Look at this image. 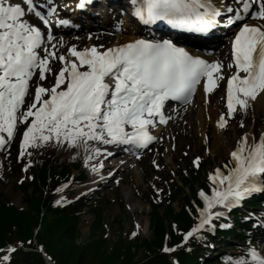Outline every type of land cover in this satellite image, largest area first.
<instances>
[{
	"label": "rangeland",
	"instance_id": "1",
	"mask_svg": "<svg viewBox=\"0 0 264 264\" xmlns=\"http://www.w3.org/2000/svg\"><path fill=\"white\" fill-rule=\"evenodd\" d=\"M261 23L264 24V20ZM123 35L127 36L126 32H122L119 37H125ZM102 41L103 44H110L113 38L105 40L103 38ZM59 46L60 43L50 52L52 56L50 72L33 83L24 105L0 100V123L5 126L13 124L14 129L10 131L11 141H15L17 147L21 142L20 144L26 149L25 152L44 150L53 160L79 162L78 169H72V176L76 177L82 172L86 177L82 182H75L69 186L71 194L65 200L73 202L75 198L85 194V199L90 200L92 206L102 210V229L111 240L119 235L131 239L151 237L149 223L151 207L148 199L157 194L158 187L165 182L167 174L173 176L176 183L183 187L184 194L189 195V189L182 184L181 174L189 175L188 170L194 161L201 159L204 166L203 177L207 178L226 158L234 161L232 157L235 151L243 155L248 147L247 142L252 141L254 146L259 147L262 141L259 138L264 137V105L256 109L252 102L239 105L231 101L229 94L225 91L228 80L222 78L219 80L217 76H213L210 82L217 86V90L210 95L209 101L203 95L204 93L198 94L192 106L184 109L181 117L173 116L170 125L162 130L160 138L138 160L114 167L111 159L116 160L115 157L109 158L108 162L111 163L108 166L110 169H116L114 175L116 178L107 183H100L103 177L96 174L106 165V162L101 160L102 154H99L101 148H104L105 141L85 139L89 135H94V128L81 131L79 129H82L83 125L78 121L61 126L56 121L57 124L47 126L46 121L42 123L43 117L35 116L33 113L34 100L38 99L39 103L41 101L39 98L45 97L51 91L53 73L55 68L60 66V59L67 60L75 56L67 46L64 47L62 55H59ZM99 48L101 49L102 45ZM252 94H254L253 91H250L247 96ZM191 110V117L186 119L185 112ZM216 115L223 117L226 124L223 130L219 128L223 131L220 139L216 136ZM2 133L1 139L7 140L8 130ZM107 147H109L108 144L105 145V148ZM258 154L260 160H264V155L260 152ZM22 163L12 162L5 151L0 153V200L7 201L18 209L27 207L24 193L17 187L24 176ZM104 169L105 172L108 171L107 168ZM235 170L233 163L230 175H220L222 190L217 200L229 197V187L231 190L243 191L255 181L256 177L251 176L253 172H256L254 166L250 173L241 177H235ZM196 189L198 190L197 186ZM182 196H178L172 203L175 211H178L183 204ZM162 211L161 208L160 212ZM79 213L81 219L77 228L81 232V238H77L76 241L83 242L87 241L91 234L95 213L89 210L88 206L80 207ZM228 240L233 239L230 237ZM142 252V249H139L137 257L142 256ZM228 252L233 255L238 254V257L230 258L227 264H252L250 263L252 253L243 255L242 251L237 252L231 247L228 248ZM18 256L19 252H16L12 258Z\"/></svg>",
	"mask_w": 264,
	"mask_h": 264
},
{
	"label": "trees",
	"instance_id": "2",
	"mask_svg": "<svg viewBox=\"0 0 264 264\" xmlns=\"http://www.w3.org/2000/svg\"><path fill=\"white\" fill-rule=\"evenodd\" d=\"M203 167L202 162L198 167H191L189 175L181 174L182 184L189 189V195L184 194L183 187L170 174L166 175V183L159 188L160 198L149 200L151 237L131 239L119 235L111 240L102 229V210L92 206L90 201H85L84 197L68 204L57 201L60 185L69 180L72 168L77 169L78 162L53 160L44 151L32 152L27 160L26 176L17 185L24 193L27 207L18 209L0 200V248L14 241L20 243L13 247L19 256L2 264H45L37 248L42 249L53 264H198L197 258L211 241L225 244L222 236L241 237L235 230H220L219 222L214 219V235L205 226L182 244L184 232L194 225L199 215L193 205V200L200 204L196 186L206 192L215 187L203 177ZM83 178L85 175L80 173L76 179ZM180 195H183V204L175 211L172 203ZM84 206L95 213V221L88 240L77 242V238H81L77 228L81 219L79 209ZM234 218L237 220V213ZM237 225L241 224L237 222ZM22 246L32 250L24 251ZM186 246L189 249H185ZM170 247L173 251L166 253L165 249ZM139 249L143 252L137 257ZM171 257L176 261L172 262ZM208 264H216V261Z\"/></svg>",
	"mask_w": 264,
	"mask_h": 264
},
{
	"label": "bare ground",
	"instance_id": "3",
	"mask_svg": "<svg viewBox=\"0 0 264 264\" xmlns=\"http://www.w3.org/2000/svg\"><path fill=\"white\" fill-rule=\"evenodd\" d=\"M223 1L227 2V4L231 3L232 5H235V6H237L239 4V2H240V1H235V2L232 3L233 0H217L216 3H214V5L220 7L221 9L219 10V12H222V13L225 12L224 9H226V8L223 7V3H221ZM230 21H231V17L229 18L228 22H230ZM261 27L263 28V35L252 46V55L255 56V57H257L258 64L260 63V59L263 58V67H264V25H261ZM108 36H110V35H108ZM129 37L131 38L132 36H129ZM60 38H61L62 41H64V44L65 43L69 44L70 42L73 41V38H69V36H62ZM105 39L106 38H104V40ZM100 40H102V39H99V41ZM88 41L91 42L92 41V38H89ZM99 41H94L93 40L92 43H95V44L93 46H91V47L87 46V48H86L85 51L86 52L88 51V55L92 51H94V53L95 52L97 53V52H100V51L103 50V49H100L99 48L100 45H101V43ZM115 42H116L117 45L124 43L121 38L117 39ZM89 44H91V43H89ZM96 53L92 56L93 57V63H97L99 65L101 63L102 59L101 58L98 59ZM199 54L201 55L203 53L199 52ZM220 54H221L220 55L221 57L222 56H225L226 57L227 54H228L227 53V49L225 47H222L221 48V51H220ZM221 62H225V61H221ZM70 64L76 67V66H79L80 65V61L75 58L74 60H71L70 61ZM252 64L254 65V63H252ZM90 66L92 67L91 63L88 64V65H85V68L86 69H89V71L91 72L92 68H90ZM100 72L101 71L99 70L98 71V77H97L98 79L99 78L100 79L102 78V75L100 74ZM214 72H217L220 76L223 74V71H222L221 66H220L219 69L214 70ZM227 72L229 73V71H227ZM250 72H251V70H249L247 73H250ZM234 74H237V72H235V71L232 70L230 72V78H229V82H228L229 83V86H231L233 88L232 90H229L228 91V93L231 96V98L235 99V102H237L239 105H242L243 103H250V102H252L256 109L259 108V107H261L262 105H264V86H261L257 90H255V92H254V94H252V96H250V97H243L244 94L246 92H249L250 90L244 84V79H243V83L241 82V79H242L241 75H238L236 79H233L232 78V75H234ZM262 78H264V68L262 69L261 75H260V79H262ZM91 83H92V80L90 79V76H89V78L85 82V85L87 86V89H86L87 94L86 95H89V93L91 92L90 86H93V84H91ZM226 87H228V85H226L225 88ZM209 90L214 91V90H216V88L210 86L209 87ZM209 97H210V95L208 96V99H209ZM207 103H210V102H207ZM67 105H69V106L66 107L67 110L69 111V114H71L72 116H75V118H78V117L81 118L80 120H82L83 122L85 121V119L83 117H80L79 115H82V114H91L90 109L88 107V104L86 105L83 100H80V101L75 102L74 99H73L72 101H70L69 103H67ZM183 111H184V109H181L180 110V112H179L180 113V115H179L180 117L182 116V112ZM191 114H192V110L185 112L186 119H188L189 117H191ZM173 116L175 118L178 117V115H176V114L173 115ZM216 117H217L215 119V123H216L215 126H216V133H217L216 136H217L218 139H220L219 137L223 136V133H222L223 131L222 130L224 129V126H223V123L224 122H223V120H219V119H221L219 115H216ZM219 128L222 129V130H220ZM50 129H52V128H50ZM78 129H79V127H78ZM79 130H81V131H87L85 127H83L82 129H79ZM68 131H70V129ZM74 132H75V130H74ZM73 134H75V133H73ZM88 138L92 139L91 136L90 137L88 136L85 139H88ZM94 143H96V142H94ZM101 143H102V141H101ZM247 145H248V147L246 148V151H245V153H243V155L241 157V160H240L241 164L239 165V163H237L238 164V167H237L238 173H237V175H240V174H243V173L246 172L248 166L250 165V161H251V159L254 156V153L256 151V148L254 146H252V141L247 142ZM112 156H115V155H112ZM115 159L116 160L111 159L112 163L114 164V167H116V166L118 167V165H122L120 163L121 160H122V159H120V156H115ZM109 163H111V162H109ZM125 163L130 164L131 162H129V161H123V164H125ZM127 198H128V201H129L130 200L129 196ZM263 245H264V243H263ZM257 247H258V244H257ZM259 249H261L264 252V246L260 248V245H259ZM251 261H254V260H251ZM255 264H258V263L255 262ZM261 264H264V261Z\"/></svg>",
	"mask_w": 264,
	"mask_h": 264
}]
</instances>
